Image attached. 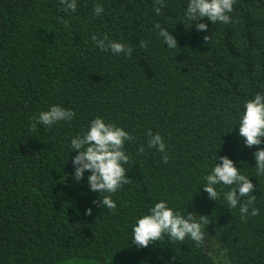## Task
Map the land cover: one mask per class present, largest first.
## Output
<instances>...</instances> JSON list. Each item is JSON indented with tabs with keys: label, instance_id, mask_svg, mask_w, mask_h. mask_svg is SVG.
Returning <instances> with one entry per match:
<instances>
[{
	"label": "trees",
	"instance_id": "16d2710c",
	"mask_svg": "<svg viewBox=\"0 0 264 264\" xmlns=\"http://www.w3.org/2000/svg\"><path fill=\"white\" fill-rule=\"evenodd\" d=\"M188 2L165 0L156 15L155 0H77L75 13L60 0H0V264H264V175L238 125L245 102L264 92V0H236L232 23L204 18L206 32L186 19ZM104 33L132 56L100 51L91 37ZM52 105L75 118L30 130ZM96 117L135 137L125 143L130 182L112 195L114 212L93 203L106 193L90 190V172L74 178L71 139ZM149 130L163 137L167 164L148 147ZM219 156L256 186L259 215L241 220L223 192L215 201L203 191ZM162 200L209 216L204 244L167 235L146 248L132 243V226Z\"/></svg>",
	"mask_w": 264,
	"mask_h": 264
},
{
	"label": "clouds",
	"instance_id": "9594fccd",
	"mask_svg": "<svg viewBox=\"0 0 264 264\" xmlns=\"http://www.w3.org/2000/svg\"><path fill=\"white\" fill-rule=\"evenodd\" d=\"M236 0H189L186 10V19L193 21L198 32H206L208 24L200 22L206 18L211 24L217 22L223 24L232 23L229 15L233 11ZM63 11L75 13L77 0H60ZM154 12L156 15L162 14V9L167 7L165 0H155ZM104 12L102 4H94L93 14L99 17ZM61 22L67 28L68 20L61 18ZM192 24V25H193ZM154 27L159 30V37L169 49L177 48L176 38L170 34L167 28L155 23ZM95 46L102 52L110 51L113 54H124L131 57L133 48L129 44L112 40L107 33L102 36L95 34L91 37ZM204 41L211 39L205 35ZM148 42L141 40L139 46L147 48ZM76 116L75 111L66 109L60 105H52L46 111H41L32 118L29 125L30 130H35L37 125L51 127L59 122H71ZM239 136L249 148L257 147L253 153L256 161V175H264V148L259 147L264 144V92H258L253 99H249L244 104V111L239 120ZM148 147L155 148L162 153V162L167 164L169 156L166 144L160 133H147ZM135 137L123 127L115 123L107 122L101 117L91 120L87 131L77 134L71 139V148L76 151L72 157L74 167V178L81 181L85 172L91 174L87 177L90 190L97 193H106L99 201H93L99 207L106 208L114 212L117 208L112 195L118 192L124 185L130 182L128 169L125 165L131 163V155L125 150V143L134 141ZM145 148L141 145L137 149V155L143 154ZM220 163L214 164L209 174L203 177V191L208 194V198L217 201L223 192L224 199L229 209L239 206L241 220H246L250 216L259 215V209L255 207L257 197L253 195L255 185L249 176L241 174L240 168L236 167L233 160L227 156H219ZM223 185L228 191L217 190V186ZM238 190V191H237ZM247 198V199H243ZM243 199V202H241ZM86 215L92 214V209L88 208ZM209 216L199 215L180 211L169 207L168 202L160 201L154 204L145 214L137 219L132 226V243L138 248H146L156 241L164 239L167 235L172 242H183L190 238L197 246L204 244L206 226L211 222Z\"/></svg>",
	"mask_w": 264,
	"mask_h": 264
}]
</instances>
